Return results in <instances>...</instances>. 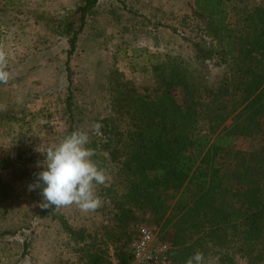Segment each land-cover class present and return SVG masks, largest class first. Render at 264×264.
<instances>
[{"label": "rangeland", "instance_id": "rangeland-1", "mask_svg": "<svg viewBox=\"0 0 264 264\" xmlns=\"http://www.w3.org/2000/svg\"><path fill=\"white\" fill-rule=\"evenodd\" d=\"M82 3L0 0V46L12 72L9 82L0 85V157L12 161L2 170L7 192L0 201V264H83L87 245L101 248L119 264L107 230H117L118 206L127 202L133 178L124 166L131 149L129 131L136 123L128 99L145 94L157 82L153 70L157 54L191 68L214 90L224 88L215 112L225 125L233 123L242 101L240 94L225 86L227 68L220 59L195 61L193 44L210 46L212 39L205 31L206 19L195 13L194 0H100L87 16L67 63L70 34L65 29L72 15L75 28H80V14L73 11ZM174 93L182 99L181 89ZM108 117V124L96 133L93 124ZM71 119L75 130L89 131L88 146L96 150L93 159L107 170L109 179L96 187L102 203L89 212L73 204L42 218L38 215L41 189L29 191V185L44 170L46 150L63 140ZM261 127L253 135L239 137L236 146L263 148L264 120ZM116 146L121 150L118 161L109 152ZM135 210L137 218L128 228L132 235L141 225H149L156 232L155 245H171L164 233L177 228L176 219L157 222L151 212ZM63 221L85 238L70 233ZM191 232L192 228L186 231ZM204 257L206 264H222L217 246H211ZM235 257L238 264H264V260L249 262L240 254ZM168 261L171 264L169 255Z\"/></svg>", "mask_w": 264, "mask_h": 264}, {"label": "trees", "instance_id": "trees-1", "mask_svg": "<svg viewBox=\"0 0 264 264\" xmlns=\"http://www.w3.org/2000/svg\"><path fill=\"white\" fill-rule=\"evenodd\" d=\"M99 1L83 0L73 11L80 14V28H75L72 15L65 29L70 34L67 63L87 16ZM194 5L195 13L206 19L205 31L212 39L210 46L193 44L195 61L220 59L227 68L225 86L231 87L232 94H240L242 101L235 108L233 123L225 125L215 112L224 88L216 91L191 68L155 56L157 82L145 94L128 99L136 123L129 131L131 149L124 166L133 178L127 202L118 206L117 230H107L116 244L119 264L132 261L133 235L128 228L137 218L135 208L139 214L151 212L157 222L176 219L177 228L164 233L171 244V264H186L197 251L205 256L211 246H217L222 264H238L236 254L249 262L264 260V147L236 146L239 137L261 130L264 120V0H194ZM69 80L72 84L70 75ZM176 89L183 93L180 100ZM71 100L70 92L69 110ZM108 121L109 117L100 123ZM73 131L71 119L65 137ZM109 152L113 160H119L120 147ZM11 164L9 157H0V201L7 192L2 170ZM56 214L55 209L38 212L42 218ZM63 223L70 233L85 238ZM190 228L193 232L186 233ZM83 250V264H115L101 248L87 245Z\"/></svg>", "mask_w": 264, "mask_h": 264}, {"label": "clouds", "instance_id": "clouds-1", "mask_svg": "<svg viewBox=\"0 0 264 264\" xmlns=\"http://www.w3.org/2000/svg\"><path fill=\"white\" fill-rule=\"evenodd\" d=\"M11 78L7 52L0 46V84L6 85ZM101 127L95 123L92 129L99 133ZM89 142V131L77 129L59 144L48 147L44 170L37 173L35 183L29 185V191L41 189L42 209L58 210L75 204L89 212L101 205L96 187L105 184L109 177L101 163L93 159L96 150L88 146ZM186 264H206L204 254L197 251Z\"/></svg>", "mask_w": 264, "mask_h": 264}, {"label": "built area", "instance_id": "built-area-1", "mask_svg": "<svg viewBox=\"0 0 264 264\" xmlns=\"http://www.w3.org/2000/svg\"><path fill=\"white\" fill-rule=\"evenodd\" d=\"M156 232L149 225H141L131 240L133 264H168V250L170 245L159 242L155 245Z\"/></svg>", "mask_w": 264, "mask_h": 264}]
</instances>
